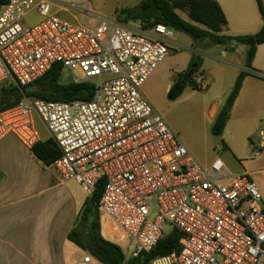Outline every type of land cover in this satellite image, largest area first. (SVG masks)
Wrapping results in <instances>:
<instances>
[{
	"label": "built area",
	"instance_id": "2783aa9c",
	"mask_svg": "<svg viewBox=\"0 0 264 264\" xmlns=\"http://www.w3.org/2000/svg\"><path fill=\"white\" fill-rule=\"evenodd\" d=\"M53 5L75 8L85 22L60 20L51 14ZM30 12L39 21L22 26ZM172 35L160 24H129L119 12L94 15L80 0H7L0 5V85L28 86L59 64L73 82L94 89L88 101L21 97L0 111V141L11 134L31 150L41 141L37 116L59 150L50 167L60 182L73 181L91 196L104 179L98 213L118 230L124 263L176 230L178 250L149 264H264L256 184L219 159L202 166L141 93L163 59L179 49ZM203 87L199 79L197 88ZM257 140L253 157L264 150V132ZM92 258L85 252L76 264Z\"/></svg>",
	"mask_w": 264,
	"mask_h": 264
},
{
	"label": "crops",
	"instance_id": "0c3cea01",
	"mask_svg": "<svg viewBox=\"0 0 264 264\" xmlns=\"http://www.w3.org/2000/svg\"><path fill=\"white\" fill-rule=\"evenodd\" d=\"M214 1L226 21L220 35L244 37L261 29L264 21L255 0ZM262 4L264 8V0ZM54 8L51 14L60 20L77 24L85 22L76 10L53 5ZM221 49H218L220 57ZM245 52L244 45L227 49L220 59L200 52L202 62L198 80L202 79L203 90L212 95V99L200 106V114L209 130L239 71L249 72L229 110L221 135L215 137L217 154L209 162L219 159L228 171L235 174L241 173L248 159H261L264 155V150L257 157L251 155L252 146L258 144V133L264 132V43L256 46L250 71L243 64ZM190 58L191 55L188 61ZM178 74L177 68H171L165 86L167 91ZM146 81L140 86L142 95ZM237 167L241 168L240 171L231 170ZM257 172L264 174V167ZM78 186L73 181L60 182L52 167L39 161L11 134L3 138L0 141V264H66L67 253L78 248L67 240V234L78 225V214L89 198ZM260 194L264 206V190ZM99 223L100 233L103 227L107 235L104 237L101 233L102 237L118 245L120 234L111 221L100 214ZM85 252L77 254L74 264ZM91 262L98 261L92 258Z\"/></svg>",
	"mask_w": 264,
	"mask_h": 264
},
{
	"label": "trees",
	"instance_id": "16d2710c",
	"mask_svg": "<svg viewBox=\"0 0 264 264\" xmlns=\"http://www.w3.org/2000/svg\"><path fill=\"white\" fill-rule=\"evenodd\" d=\"M6 2L7 0H0V5ZM255 2L258 7V13L264 21L262 0H255ZM176 10L185 12L188 20L182 19ZM119 14L125 22H139L145 27L160 24L173 32L183 33L194 41L210 42L218 47H228V50L233 49L237 45H244L246 46V52L243 64L249 71L251 70L250 63L256 46L264 43V23L254 35L244 37L220 35L219 33L225 27L226 21L220 7L214 0H141L136 8L120 9ZM188 62L184 75L188 74L189 78L182 82L183 75L178 74L175 77L166 94L169 101L177 99L188 86L192 89H199L194 76L200 72L202 57L192 54ZM62 73V67L59 64L53 65L38 81L36 80L30 84L38 87L34 93L24 92L26 86L18 87L12 83L7 86L1 84L0 111L12 108L21 97L58 102L88 101L91 99L94 89L92 83L70 82L62 84L60 83ZM248 75L249 72L239 71L221 109L216 113L217 115L209 130L214 138L221 135L229 110L237 97L244 78ZM31 152L46 166H50L53 162L52 160L59 155V150L51 139L36 143L31 148ZM103 189L104 179H101L93 194L84 202L77 217L78 225L67 234L66 238L69 242L79 249L90 253L100 264H149L152 259L158 256H164L178 250L180 234L176 230H171L158 239L159 241L155 247L149 252H141L124 263V254L121 248L102 237L100 233L98 202ZM78 226L86 230L84 241L80 238L81 233L77 229Z\"/></svg>",
	"mask_w": 264,
	"mask_h": 264
},
{
	"label": "rangeland",
	"instance_id": "374dc122",
	"mask_svg": "<svg viewBox=\"0 0 264 264\" xmlns=\"http://www.w3.org/2000/svg\"><path fill=\"white\" fill-rule=\"evenodd\" d=\"M140 2L141 0H80V5L83 6L87 4L94 15H111L114 12H119L120 9H134ZM51 10H55V8L53 9L52 6ZM74 10L76 9L74 8ZM176 12L182 19L188 20L185 12L179 10H176ZM38 21L39 16L34 12H30L20 20V24L22 26H32ZM90 23H93V20H91ZM128 23L138 25L139 22ZM172 36H174V41L179 45V49H176L174 53L164 58L158 65L154 73H152L143 86V95L155 112H157L178 135L181 142L188 148L187 150H189L190 154L202 166H206L214 156H216V148L218 147L216 139L209 132L208 124L202 120V115L200 114V106L212 99L211 93H207V90L192 89L188 86L177 99L169 101L166 97L167 90L165 86L168 83L171 68H177L180 72L179 75L185 77L184 67L186 66L189 55H202L200 52H203L220 59L221 57L218 54L219 47L210 42L204 43V41H194L183 33L173 32ZM211 48H213L215 52H212ZM204 58L210 57L204 56ZM199 77V74L194 76L195 82ZM70 82H73L70 78V74L68 71H64L60 77V83L67 84ZM10 83L12 82L7 81L3 84L7 86ZM196 85H198L197 82ZM34 125L40 139L42 141L48 139V132L37 116H34ZM252 159L253 158H250V160L248 159L246 161L241 173H247L261 193V191L264 190V174L257 171L264 167V155L261 159ZM240 169L241 168L237 167L235 170H231L238 172ZM77 229L81 233L80 238L84 241L86 230L80 226H78ZM101 233L104 237H107L103 232V227ZM73 250L71 254L67 253L66 264H74L77 254L83 251L75 247ZM92 263L93 262H90L88 264ZM95 264L100 263L97 262Z\"/></svg>",
	"mask_w": 264,
	"mask_h": 264
},
{
	"label": "water",
	"instance_id": "95a60500",
	"mask_svg": "<svg viewBox=\"0 0 264 264\" xmlns=\"http://www.w3.org/2000/svg\"><path fill=\"white\" fill-rule=\"evenodd\" d=\"M188 77H189V75L186 74L185 77H184V79L182 80V82L186 81ZM37 89H38V87L36 85H30V86H26L24 88V92L34 93V92L37 91Z\"/></svg>",
	"mask_w": 264,
	"mask_h": 264
}]
</instances>
